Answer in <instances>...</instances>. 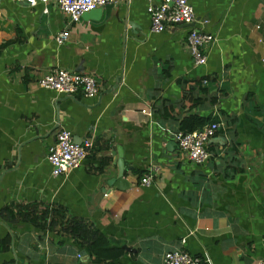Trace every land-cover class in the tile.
<instances>
[{
    "label": "crops",
    "instance_id": "0c3cea01",
    "mask_svg": "<svg viewBox=\"0 0 264 264\" xmlns=\"http://www.w3.org/2000/svg\"><path fill=\"white\" fill-rule=\"evenodd\" d=\"M191 3L194 27L215 36L204 64L190 26L152 30L148 0L100 6L78 22L54 1L2 0L0 240L9 243L0 264H162L171 249L202 264L264 257V0ZM56 68L93 75L98 94L40 86ZM190 116L221 124L202 164L173 137ZM62 128L94 146L79 167L54 176L47 157ZM120 162L125 188L112 180ZM34 202L100 230L104 259L60 226L1 217L6 205Z\"/></svg>",
    "mask_w": 264,
    "mask_h": 264
},
{
    "label": "built area",
    "instance_id": "2783aa9c",
    "mask_svg": "<svg viewBox=\"0 0 264 264\" xmlns=\"http://www.w3.org/2000/svg\"><path fill=\"white\" fill-rule=\"evenodd\" d=\"M25 2L31 6L39 3L47 4L50 1L56 2L58 7L68 14L71 22H78L81 16L97 7L107 4H116L120 0H13ZM2 0H0V3ZM148 11L151 15L152 30L162 31L168 24H190L188 42L194 55L196 64H204L207 61V54L204 52L206 46L215 41L211 33L203 32L194 27L196 14L191 0H148ZM193 24V25H191ZM67 38L64 30L57 35V40ZM40 86L55 90L59 93L75 94L83 93L85 96L94 97L98 94L99 84L91 74L78 73L63 68H56L44 75L39 80ZM221 124L217 121L206 124L201 129L192 131H175L173 137L179 148L188 154L191 161L202 164L209 160L211 152L208 149L209 139L215 135ZM94 142L92 139H85L81 144L74 140L72 132L62 128L56 135L55 142L50 146L48 160L52 166V174L59 176L67 174L80 166L82 161L90 154ZM158 167L153 166L151 170L141 178L142 184H150L153 174ZM264 242V235H263ZM202 257L191 254L186 249H171L163 256L162 264H202ZM254 264H264V257L256 260Z\"/></svg>",
    "mask_w": 264,
    "mask_h": 264
},
{
    "label": "trees",
    "instance_id": "16d2710c",
    "mask_svg": "<svg viewBox=\"0 0 264 264\" xmlns=\"http://www.w3.org/2000/svg\"><path fill=\"white\" fill-rule=\"evenodd\" d=\"M205 120L203 117H187L182 121L181 129L184 131L201 129L208 124ZM59 209H50L43 206L41 202L13 204L2 208L1 217L4 221L12 223L24 221L37 227L52 229L60 226V231L87 244L92 256L104 259L103 250L108 243L107 237L86 220L78 217H68L64 209ZM8 243L7 238L0 240V250L8 249Z\"/></svg>",
    "mask_w": 264,
    "mask_h": 264
},
{
    "label": "water",
    "instance_id": "95a60500",
    "mask_svg": "<svg viewBox=\"0 0 264 264\" xmlns=\"http://www.w3.org/2000/svg\"><path fill=\"white\" fill-rule=\"evenodd\" d=\"M184 26H189L190 24H183ZM193 25V24H191ZM119 172L118 177H114L112 180L116 183L117 186L125 188L128 185V182H126V178L124 177V166L121 167V162L119 163ZM111 180V181H112ZM122 185V186H120Z\"/></svg>",
    "mask_w": 264,
    "mask_h": 264
}]
</instances>
